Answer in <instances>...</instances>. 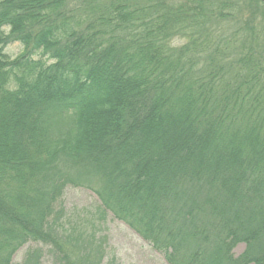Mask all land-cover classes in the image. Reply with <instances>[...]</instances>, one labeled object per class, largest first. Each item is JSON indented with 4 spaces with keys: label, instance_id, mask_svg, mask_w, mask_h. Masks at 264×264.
<instances>
[{
    "label": "trees",
    "instance_id": "obj_1",
    "mask_svg": "<svg viewBox=\"0 0 264 264\" xmlns=\"http://www.w3.org/2000/svg\"><path fill=\"white\" fill-rule=\"evenodd\" d=\"M68 187L166 264H264V3L0 0V264H104Z\"/></svg>",
    "mask_w": 264,
    "mask_h": 264
},
{
    "label": "rangeland",
    "instance_id": "obj_2",
    "mask_svg": "<svg viewBox=\"0 0 264 264\" xmlns=\"http://www.w3.org/2000/svg\"><path fill=\"white\" fill-rule=\"evenodd\" d=\"M259 1V0H258ZM22 47L18 43H13L5 48V53L9 58H15L21 53ZM98 200L94 194L83 188L68 187L62 196V209L64 226L81 225L87 231H92L97 239L103 242L104 258L106 264L113 261L115 264H166L163 257L154 252L151 247L134 234L126 225L115 220L113 216L106 212L98 213L96 207ZM35 245H25L19 249L12 259L13 264H20L25 252ZM40 248L41 246L38 245ZM244 250V246L239 244L233 250L237 257ZM44 254L39 260V264H55L51 258Z\"/></svg>",
    "mask_w": 264,
    "mask_h": 264
},
{
    "label": "water",
    "instance_id": "obj_3",
    "mask_svg": "<svg viewBox=\"0 0 264 264\" xmlns=\"http://www.w3.org/2000/svg\"><path fill=\"white\" fill-rule=\"evenodd\" d=\"M260 2L264 3V0H259Z\"/></svg>",
    "mask_w": 264,
    "mask_h": 264
}]
</instances>
